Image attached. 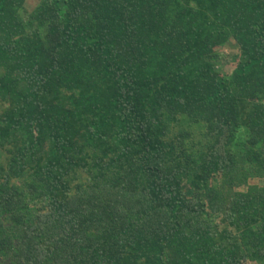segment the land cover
Here are the masks:
<instances>
[{"label": "trees", "instance_id": "16d2710c", "mask_svg": "<svg viewBox=\"0 0 264 264\" xmlns=\"http://www.w3.org/2000/svg\"><path fill=\"white\" fill-rule=\"evenodd\" d=\"M27 2L0 0V264H264V0Z\"/></svg>", "mask_w": 264, "mask_h": 264}, {"label": "rangeland", "instance_id": "374dc122", "mask_svg": "<svg viewBox=\"0 0 264 264\" xmlns=\"http://www.w3.org/2000/svg\"><path fill=\"white\" fill-rule=\"evenodd\" d=\"M37 4H38V0H28V2L25 4L27 14L32 12L35 9V7L37 6ZM25 12L23 11L22 13L24 15H26ZM221 52L225 55V57L224 56H222V57L226 58V60L230 61L229 63H225V65L223 67H221L222 72H224L226 70H229L232 67L231 63H233L232 59L234 58L232 56L235 54V49L230 48V47H226V48H222L220 53ZM233 64H235V63H233ZM246 264H256V263L247 262Z\"/></svg>", "mask_w": 264, "mask_h": 264}]
</instances>
